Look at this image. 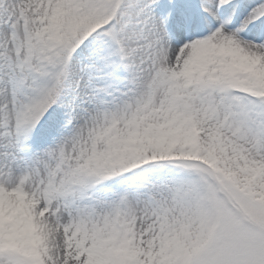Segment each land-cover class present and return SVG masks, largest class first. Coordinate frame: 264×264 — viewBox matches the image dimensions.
<instances>
[{"label":"snow or ice","instance_id":"snow-or-ice-1","mask_svg":"<svg viewBox=\"0 0 264 264\" xmlns=\"http://www.w3.org/2000/svg\"><path fill=\"white\" fill-rule=\"evenodd\" d=\"M0 264H264V0H0Z\"/></svg>","mask_w":264,"mask_h":264}]
</instances>
